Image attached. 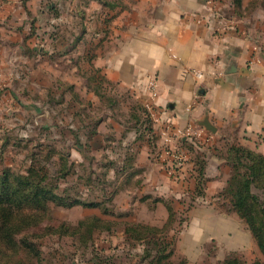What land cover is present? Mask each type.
Masks as SVG:
<instances>
[{
	"label": "crops",
	"instance_id": "obj_1",
	"mask_svg": "<svg viewBox=\"0 0 264 264\" xmlns=\"http://www.w3.org/2000/svg\"><path fill=\"white\" fill-rule=\"evenodd\" d=\"M256 43L261 59L250 62ZM73 66L83 74L84 91L94 96L86 99L110 110L92 142L107 136L102 125L110 122L106 130L134 153L130 176L137 184L116 193L128 199L114 203V210L156 213L160 220L150 225L162 227L169 207V234L190 263L206 257L195 248L210 243L217 260L232 251L260 254L246 225L234 214H220L219 195L231 174L232 146L264 155L262 1L240 0L236 8L231 0H0V113L13 98L22 107L19 84L29 76L46 96L65 85L72 96L75 82L66 70ZM130 102L149 105L153 142L117 119L120 106ZM206 119L215 128L208 131L210 140L194 147L170 176L155 153L184 141L193 145L176 130ZM195 159L203 160L202 195Z\"/></svg>",
	"mask_w": 264,
	"mask_h": 264
},
{
	"label": "rangeland",
	"instance_id": "obj_2",
	"mask_svg": "<svg viewBox=\"0 0 264 264\" xmlns=\"http://www.w3.org/2000/svg\"><path fill=\"white\" fill-rule=\"evenodd\" d=\"M80 67L84 72V65ZM74 68L73 66L66 70L68 73L66 78L74 80L76 91L81 95L79 102H71L72 96L67 90L68 85L59 87V92L54 96H46L45 93L39 92V86L32 81L29 74L25 83L22 81V85L19 84L22 87V107L16 105V99L13 98L7 102V106L5 104V108L0 113V173L3 170L24 173L30 164L32 152L40 149L46 151L50 149L49 147H54L57 154L52 160L57 163L51 165L42 160V164L50 165L54 170L59 169L62 165L58 155L61 154L67 159L68 164H71L72 170L65 178L59 179V194L65 199L86 202L107 201V197L112 196V201L106 202L105 205L114 210V203L121 204L128 199L123 193L116 197V193L123 188L133 187L135 183V180L130 178V173L125 168L122 169V161L130 150L125 144H118L115 141L116 134H112V130H106L110 122H106L107 127L102 125V130L107 131H104L107 136L102 141L98 139L96 142H90L91 147L84 145L90 127L82 126L84 121L80 119L84 117L83 114L104 118L110 110L98 100L90 102L86 99L94 96L88 90L84 91L83 74L79 69ZM59 81L63 82V80ZM128 105L130 104L120 106L117 110L119 111L117 119L132 131L135 124L128 115L130 111ZM75 113H81V116ZM77 128H81L78 144L68 133L70 129ZM6 138H9V141L5 142ZM76 146H82L84 152L78 150ZM112 161H115L113 165L110 164ZM116 189L117 192L114 194ZM254 191L260 192L256 188ZM228 205V199L222 198L221 209L224 211H220V214L232 215L227 212ZM49 207L51 218L43 220L38 225V229H31L27 234L40 250L39 260H30L35 264H150L151 257H145L141 242L125 238L127 234L124 233V227L126 223L149 225L155 223L156 220H160L155 217L158 216L156 213L135 210L130 214H120L114 210L115 214L112 215L103 213L99 207H87L80 203L56 205L53 201H49ZM187 214L186 212L184 215ZM45 227H53L58 233L43 234ZM31 232H35L37 236L32 235ZM168 235L176 238L174 233ZM236 240L241 242V238ZM197 249H199L198 253L206 255L199 262L190 263L184 257L183 249L175 246L169 260L173 262L183 260L186 264L220 261L214 256L216 254L214 243L204 247L197 246L195 250ZM151 253L153 255L155 250ZM236 253L247 264L258 258L263 260L262 254H257L254 249L247 250V253L241 251Z\"/></svg>",
	"mask_w": 264,
	"mask_h": 264
},
{
	"label": "trees",
	"instance_id": "obj_3",
	"mask_svg": "<svg viewBox=\"0 0 264 264\" xmlns=\"http://www.w3.org/2000/svg\"><path fill=\"white\" fill-rule=\"evenodd\" d=\"M231 3L236 8L240 6V0H231ZM262 3L264 4V0ZM98 96L101 101L109 106L115 104L109 96L101 93H98ZM79 101L78 94L73 92L71 102ZM130 104L128 115L130 120L133 119L135 131L138 134L146 135L153 142L155 137L152 133L150 113L147 108L139 102H130ZM75 114L81 116V113ZM83 115L84 117L80 119L84 121L82 126L90 127L84 145L91 147V143L97 135L96 127L102 118H96L89 114ZM80 130L81 128H77L68 131L74 137L76 144L79 143ZM182 146L189 152L194 148L193 145L189 142L185 143V141L182 142ZM76 147L82 152L85 150L82 146ZM49 148L46 151L40 149L32 152L30 164L24 173H16L10 170H3L0 173V264H35L30 260L40 258L38 257L40 250L27 237V234L31 229H38V225L43 220L51 218L49 201L64 206L80 203L87 207H99L103 213L115 214L111 207L105 205L106 202L112 201V196L107 197V201L97 202L79 201L78 199H71V201L61 196L58 192L59 179L65 178L72 171L71 164H68L67 159L63 158L61 154L58 155L60 165H62L59 169L54 170L50 165L42 164V160L51 165L57 163L52 160L57 154V150L54 147ZM195 160L197 188H199L197 192L198 195H202L200 190L202 185L200 184L203 180V160ZM133 161L134 153H126V157L122 161V169L125 168L130 173ZM229 162L232 169L231 174L219 197L228 199L227 212L236 215L246 225L263 256V260L258 258L249 264H264V155L244 147L232 146ZM114 163L115 161L110 162L111 165ZM136 184L137 181L134 185ZM254 188L260 192H255ZM116 192L117 189L113 193ZM113 193L110 194L113 195ZM168 210V220L162 227L143 223L125 224L124 233L127 234L125 238L141 242L145 257H151L150 264H186L183 260L179 262L169 260L173 253L175 239L174 236L169 237L168 235L173 220V212L169 207ZM44 229L43 234L58 233L53 227H45ZM157 233L159 234L157 235ZM31 234L37 236L35 232H31ZM153 250L155 253L152 255ZM236 252L228 253L217 263L205 264H247Z\"/></svg>",
	"mask_w": 264,
	"mask_h": 264
},
{
	"label": "built area",
	"instance_id": "obj_4",
	"mask_svg": "<svg viewBox=\"0 0 264 264\" xmlns=\"http://www.w3.org/2000/svg\"><path fill=\"white\" fill-rule=\"evenodd\" d=\"M228 22H231L232 19H227ZM200 21V19H197ZM254 53L251 56L250 62H259L261 56L259 53L263 52L262 45L254 44L253 46ZM192 74L196 77H201L202 73L198 70H191ZM145 107L149 109V105L146 104ZM176 133L179 137L183 136L186 139H191L193 143V147L199 146L200 143H206L210 140L211 134L208 130L204 129L201 126H194L192 124L186 125L183 129H177ZM164 156L165 158H162ZM155 159L158 160L162 169H164L170 176L177 174L184 164L189 160V151L182 146V144L178 148H170L167 147L165 149L160 150L155 153ZM162 158V159H161Z\"/></svg>",
	"mask_w": 264,
	"mask_h": 264
},
{
	"label": "water",
	"instance_id": "obj_5",
	"mask_svg": "<svg viewBox=\"0 0 264 264\" xmlns=\"http://www.w3.org/2000/svg\"><path fill=\"white\" fill-rule=\"evenodd\" d=\"M199 125L208 131H215V128L208 122L207 119L202 121Z\"/></svg>",
	"mask_w": 264,
	"mask_h": 264
}]
</instances>
